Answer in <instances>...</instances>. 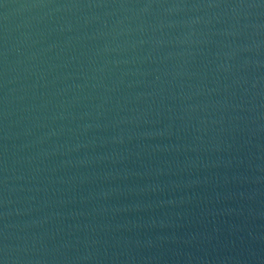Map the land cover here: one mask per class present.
<instances>
[{"label":"water","instance_id":"obj_1","mask_svg":"<svg viewBox=\"0 0 264 264\" xmlns=\"http://www.w3.org/2000/svg\"><path fill=\"white\" fill-rule=\"evenodd\" d=\"M0 264H264V0H0Z\"/></svg>","mask_w":264,"mask_h":264}]
</instances>
